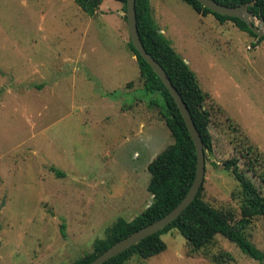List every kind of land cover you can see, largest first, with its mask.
Returning <instances> with one entry per match:
<instances>
[{
    "label": "rangeland",
    "instance_id": "obj_1",
    "mask_svg": "<svg viewBox=\"0 0 264 264\" xmlns=\"http://www.w3.org/2000/svg\"><path fill=\"white\" fill-rule=\"evenodd\" d=\"M153 16L207 93L213 147L203 198L240 217V168L264 194V41L198 13L151 0ZM101 8V7H100ZM87 14L75 0H0V264H71L119 218L154 200L149 164L174 142L159 93L145 89L123 4ZM159 98V99H158ZM65 224L63 234L62 225ZM264 252V217L246 229ZM167 249L128 264H264L225 236L195 249L178 231Z\"/></svg>",
    "mask_w": 264,
    "mask_h": 264
},
{
    "label": "trees",
    "instance_id": "obj_2",
    "mask_svg": "<svg viewBox=\"0 0 264 264\" xmlns=\"http://www.w3.org/2000/svg\"><path fill=\"white\" fill-rule=\"evenodd\" d=\"M76 3L90 16H94L104 0H75ZM123 4L126 11L127 0H117ZM191 5L203 16L213 14L221 22L233 21L242 31L256 37L253 47L264 41V35L259 36L248 23L235 16L213 12L200 0H183ZM229 6L250 4L249 9L264 20V0H217ZM138 28L147 50L162 64L186 101L195 123L202 134L206 154L212 150L213 136L210 130L211 113L205 107L207 93L199 83L196 72L190 64L179 54L169 39L157 24L151 7V0H136ZM127 19V16H126ZM130 46L137 55L140 73L144 78L145 89L152 93H159V101L152 100V104L160 107V114L169 127L174 142L161 151L149 164L151 179L148 185L153 194V202L132 220L119 217L107 230L104 238H97L93 243V251L87 253L71 264H86L93 261L110 246L123 239L134 231L154 222L175 208L189 191L197 172V149L178 107L177 102L170 94L159 75L154 71L147 60L136 50L132 41ZM255 158H250L249 170L256 171V162H264V152L251 147ZM224 167L234 174L240 183L238 192L241 199V215L235 210L219 209L212 206L203 198L204 185L195 200L184 210L179 218L164 229L152 234L141 242L128 248L124 252L112 257L104 264H128L135 255L148 259L167 249V243L162 236L173 230H178L195 248L201 249L213 241L216 235L221 234L235 242L247 255L264 261V252L261 251L249 238L246 229L256 216L264 217V194L259 185L249 176L248 171L240 168L239 159L231 158L224 162ZM264 181V177H263ZM63 234L65 224L62 225ZM232 259L230 254H221L215 259L216 264H222Z\"/></svg>",
    "mask_w": 264,
    "mask_h": 264
},
{
    "label": "water",
    "instance_id": "obj_3",
    "mask_svg": "<svg viewBox=\"0 0 264 264\" xmlns=\"http://www.w3.org/2000/svg\"><path fill=\"white\" fill-rule=\"evenodd\" d=\"M206 7L211 9L213 12L220 13L228 16H235L245 20L250 28L259 36L264 35V20L258 18L253 11L249 9L250 4H243L238 6H229L218 2L217 0H200ZM126 16L129 25V31L131 36V41L136 48V50L147 60V62L152 66L154 71L162 79L166 87L169 89L170 94L173 96L178 104V107L186 121L192 139L196 145L197 149V172L196 177L187 192L186 196L182 201L173 208L170 212L165 214L163 217L155 220L154 222L134 231L123 239L117 241L112 246H110L105 252L100 254L93 261L86 264H104L106 261L112 257L124 252L128 248L134 246L135 244L141 242L146 237L159 232L160 230L167 227L174 220L179 218L184 210L195 200L200 192L202 186L205 183L206 177V151L204 146V141L202 134L200 133L195 120L191 114V111L184 100L182 94L179 92L177 87L173 84L171 78L169 77L167 71L162 66V64L151 54L142 38L138 28L137 20V9L136 0H127ZM137 56V55H136Z\"/></svg>",
    "mask_w": 264,
    "mask_h": 264
},
{
    "label": "crops",
    "instance_id": "obj_4",
    "mask_svg": "<svg viewBox=\"0 0 264 264\" xmlns=\"http://www.w3.org/2000/svg\"><path fill=\"white\" fill-rule=\"evenodd\" d=\"M100 9H101V10L103 9V8H102V5H101V8H100Z\"/></svg>",
    "mask_w": 264,
    "mask_h": 264
}]
</instances>
